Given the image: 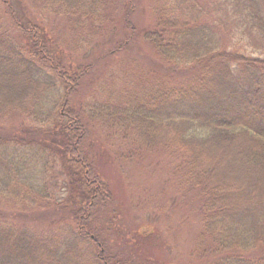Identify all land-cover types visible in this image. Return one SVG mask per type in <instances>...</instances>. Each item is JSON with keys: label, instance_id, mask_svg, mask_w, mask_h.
Wrapping results in <instances>:
<instances>
[{"label": "trees", "instance_id": "1", "mask_svg": "<svg viewBox=\"0 0 264 264\" xmlns=\"http://www.w3.org/2000/svg\"><path fill=\"white\" fill-rule=\"evenodd\" d=\"M150 1L148 28L133 20L135 0H46L83 30L86 47L126 35L100 59L117 60L142 41L164 64L148 73L124 57L116 68L124 86H99V100L90 96L76 107L72 97L95 64L63 62L37 25L0 0V117L17 113L43 126L31 139L0 135V207L29 209L36 218L42 210L52 223L36 229L0 210V264L129 263L110 254L98 225L99 211L113 201L89 158L83 112L150 151L164 150L173 174L200 202L203 259L264 264V0ZM179 71L192 75L175 80ZM54 155L65 196L49 178Z\"/></svg>", "mask_w": 264, "mask_h": 264}, {"label": "rangeland", "instance_id": "2", "mask_svg": "<svg viewBox=\"0 0 264 264\" xmlns=\"http://www.w3.org/2000/svg\"><path fill=\"white\" fill-rule=\"evenodd\" d=\"M135 2L137 8L133 20L150 28L153 21L151 1ZM45 3L46 0H10L13 15L22 21H29V25H37L47 44L54 48L63 62L70 66H77L79 62L95 64L83 78L78 91L72 97L71 105L81 107L90 96L99 100L100 96L96 93L99 86L112 90L121 89L124 81L117 77L120 70L116 68L117 65L120 68L122 63H126L123 61L124 57L132 61L133 68L136 65L139 70L140 65L148 73L150 70L161 72L165 69L161 61L154 62L157 60L155 55L142 41L141 44L131 43L127 48L129 50L123 55L113 53L116 54L117 60H111L112 56L100 59L105 50H112L117 43L124 41L126 35L120 41H115V44L112 43L113 40L104 38L98 40L99 38L93 36L90 41L98 40L99 43L97 46L92 45L91 48V45L86 47L85 33L81 29L71 28L70 15H64ZM206 3L208 4V1ZM9 17L7 14L4 18L8 20ZM8 25L14 28L11 23ZM11 31L19 42L25 43L19 31L15 29ZM243 49L241 41L238 50ZM126 71L130 72L131 69ZM180 74L175 80L192 75L187 71ZM108 77L112 79L113 84L106 86ZM125 82L127 83L126 80ZM59 108L58 103L54 108L56 113ZM81 116L84 119L85 143L89 158L94 170H98L100 179L107 184L112 195V205L103 207L99 211L98 219L99 227L104 229L110 254L121 262L128 261V264H209V261L203 259L197 251L200 248V233L203 227L200 202H196L192 192L188 194L190 189L179 179L180 176L173 174L170 164L165 159L164 150L150 151L134 141L131 135L119 134L121 129L117 126L111 127L101 119L89 117L86 112ZM47 122L46 124L53 125L52 118ZM41 126L28 116L17 113H8L5 117H0L1 136L29 138L35 136V131ZM43 133L42 130L39 134ZM54 159V170L49 173V178L52 183H58L59 193L55 195L59 197L61 193L65 196L66 189H60L63 180L62 168L56 155ZM0 210L12 214L11 220L15 218L13 215L17 214L16 217L23 224L34 226L36 229L47 226L50 228L52 224L46 221L45 211L42 210L35 211L37 218L32 214L33 211L28 212L29 209L18 212L5 206L0 207ZM112 212L114 215L109 214ZM146 236L148 238L142 240Z\"/></svg>", "mask_w": 264, "mask_h": 264}]
</instances>
